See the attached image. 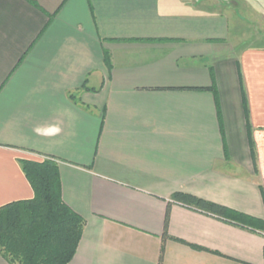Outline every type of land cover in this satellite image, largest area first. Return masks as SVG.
<instances>
[{"label":"crops","instance_id":"1","mask_svg":"<svg viewBox=\"0 0 264 264\" xmlns=\"http://www.w3.org/2000/svg\"><path fill=\"white\" fill-rule=\"evenodd\" d=\"M45 158L69 264H264L263 232L171 202L264 219V0H0V206Z\"/></svg>","mask_w":264,"mask_h":264},{"label":"trees","instance_id":"2","mask_svg":"<svg viewBox=\"0 0 264 264\" xmlns=\"http://www.w3.org/2000/svg\"><path fill=\"white\" fill-rule=\"evenodd\" d=\"M21 165L34 197L0 206V255L9 264H69L76 254L86 222L63 199L58 163L51 158L24 159ZM171 200L264 233V219L220 203L182 191L175 192ZM171 202L164 220V242L170 237ZM163 257L164 245L159 264H164Z\"/></svg>","mask_w":264,"mask_h":264}]
</instances>
